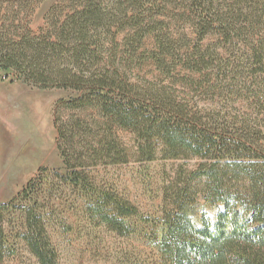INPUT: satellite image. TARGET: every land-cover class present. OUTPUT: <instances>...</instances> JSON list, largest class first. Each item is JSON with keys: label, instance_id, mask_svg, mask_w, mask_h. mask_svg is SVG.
<instances>
[{"label": "trees", "instance_id": "obj_1", "mask_svg": "<svg viewBox=\"0 0 264 264\" xmlns=\"http://www.w3.org/2000/svg\"><path fill=\"white\" fill-rule=\"evenodd\" d=\"M46 1L0 0V71L78 93L54 121L71 177L87 181L91 167L160 157L207 159L165 188L155 264H264V0H55L35 30ZM194 35L216 40L214 49L191 52ZM226 57L253 107L243 118L194 101L199 78ZM197 180L206 200L222 206L213 220L193 211ZM31 191L21 206L0 203V264L14 251L6 225L18 212V238L38 263L60 264ZM106 202L97 217L125 234L137 209L118 195Z\"/></svg>", "mask_w": 264, "mask_h": 264}, {"label": "rangeland", "instance_id": "obj_2", "mask_svg": "<svg viewBox=\"0 0 264 264\" xmlns=\"http://www.w3.org/2000/svg\"><path fill=\"white\" fill-rule=\"evenodd\" d=\"M53 1L47 0L38 8L35 30L43 24ZM189 41L191 52L198 51L200 45L212 44L214 49L216 44L212 39L199 42L196 35ZM227 62L228 57L220 70L199 78L203 86L194 101L208 112H227L243 118L251 114L253 107L246 103L249 93L245 84L233 79ZM77 96L70 90L33 86L17 80L12 73L0 71V202L13 201L15 207L21 206L20 195L31 184L30 196L40 198L60 264H155L158 252L152 238L161 229L157 221L163 215L165 188L173 181L182 185V180L189 179L187 174L207 159L160 157L154 161L101 165L88 170L87 181L77 182L62 162L54 122L60 103ZM193 183L197 189L193 211L207 213L213 220L222 206L206 200L202 192L205 181ZM107 193L109 197L103 200ZM115 195L137 209L128 219L125 234L112 230L97 217L96 206L101 207L106 199L111 203ZM21 220L19 212L8 217L6 230L14 251L7 264H39L18 238Z\"/></svg>", "mask_w": 264, "mask_h": 264}, {"label": "crops", "instance_id": "obj_3", "mask_svg": "<svg viewBox=\"0 0 264 264\" xmlns=\"http://www.w3.org/2000/svg\"><path fill=\"white\" fill-rule=\"evenodd\" d=\"M1 202H2V201H1ZM1 202H0V203H1Z\"/></svg>", "mask_w": 264, "mask_h": 264}]
</instances>
